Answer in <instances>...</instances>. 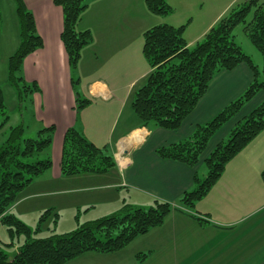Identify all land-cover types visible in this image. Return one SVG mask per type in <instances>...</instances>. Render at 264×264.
<instances>
[{
	"label": "crops",
	"instance_id": "0c3cea01",
	"mask_svg": "<svg viewBox=\"0 0 264 264\" xmlns=\"http://www.w3.org/2000/svg\"><path fill=\"white\" fill-rule=\"evenodd\" d=\"M237 1H229L226 9L230 5V8L234 7ZM168 2L172 4L170 0ZM24 3L34 15L43 45L23 62L25 80L36 82L40 90L30 93L28 103L21 102V108L33 113L38 130L54 125L55 132L47 152L52 158V167L21 192L24 196L18 202L44 194L63 196L70 191H90L88 198L105 201L109 199L107 191H115L111 198L122 204L125 189L133 202L152 204L158 199L178 207L166 216L162 225L137 236L121 250L87 251L63 264H264V215L246 218L264 207V182L261 178L264 131L227 164L218 183L194 209L178 203L185 192L194 188L195 175L200 178L206 175L204 159L228 137L243 117L264 100V91H260L212 137L195 167L156 153L160 147L189 137L198 124L208 122L239 97L253 81L250 66L240 63L232 70L218 73L177 130L143 126L140 119L130 131L121 129L117 138L118 149L112 153L117 163L114 169L101 174L65 176L61 173L62 148L65 133L70 127L83 130L88 140L99 147L107 146V143L101 145L96 137L89 138L82 122L80 125L72 86L73 73L61 38L62 7L54 0H24ZM226 9L216 15L207 30L228 12ZM147 10L146 0H91L83 12L78 28L91 31L92 41L82 49L78 66L87 58H93L102 61V68L97 69V63H92L89 66L91 73L107 72L117 78L93 79L85 94L90 100L87 107L92 106L96 99L116 98L117 89L123 88L118 83L122 74L128 92L136 90L146 80L151 68L142 51L145 31L163 23L177 26L173 21L164 20L167 16L152 18L154 16L147 14ZM19 44L17 18L11 46L17 49ZM188 45L193 46L190 42ZM87 204H90L88 200ZM56 207L54 205L53 208Z\"/></svg>",
	"mask_w": 264,
	"mask_h": 264
},
{
	"label": "trees",
	"instance_id": "16d2710c",
	"mask_svg": "<svg viewBox=\"0 0 264 264\" xmlns=\"http://www.w3.org/2000/svg\"><path fill=\"white\" fill-rule=\"evenodd\" d=\"M54 1L63 9L61 38L73 73L78 67L82 49L92 41L91 31L78 28L91 0ZM15 3L20 44L9 57L8 76L19 88L21 96L23 89L27 93L40 90L36 82L28 83L25 80L22 65L28 55L42 47L43 41L37 32L34 15L24 0H15ZM146 6L156 15L166 16L173 12L168 0H146ZM242 23L245 33L264 60V0H245L239 7L230 8L193 46H189L185 39L186 25L163 23L145 31L142 51L151 71L135 90L132 100V109L143 126L179 129L207 92L210 82L222 71L246 63L254 76L239 97L208 122L198 124L189 137L156 149L159 156L195 167L212 137L260 91H264V63L260 69L251 55L235 41L234 30ZM73 80L72 77V84ZM75 94L77 110L90 102L85 99L81 103L79 94ZM5 108L0 87V116L5 117L0 127L8 122ZM263 131L264 100L243 117L227 139L204 159L206 175L200 178L196 174L194 188L185 192L178 203L194 209L218 183L227 164ZM54 132L55 126L51 125L38 130L35 136L27 137L22 124L12 126L0 146V222L8 227L11 237H25L24 243L12 256L0 247V264H63L87 251L115 252L137 236L162 225L166 216L178 208L171 202L158 199L147 208L125 203L118 211L87 221L72 231L34 238L32 230L10 212V208L35 178L52 167V158L47 152L52 145ZM116 164L107 146L95 145L76 127L66 131L61 160L63 175L106 173ZM261 178L264 182V168ZM46 216L44 214L41 221Z\"/></svg>",
	"mask_w": 264,
	"mask_h": 264
},
{
	"label": "rangeland",
	"instance_id": "374dc122",
	"mask_svg": "<svg viewBox=\"0 0 264 264\" xmlns=\"http://www.w3.org/2000/svg\"><path fill=\"white\" fill-rule=\"evenodd\" d=\"M173 7V12L166 15V21H173L180 25H186L184 32L185 38L191 45H195L207 33V27L214 20L216 15L226 9V6L231 0H170ZM245 0H238L234 7H239ZM230 5L228 9H230ZM225 11V12H226ZM152 18H162L163 15H154ZM153 14V15H152ZM0 87L4 96L6 105L5 115L9 116L8 122L4 127H0V146L6 139L9 128L24 124L25 136L33 137L37 134L38 128L34 121L33 113L21 108V102L28 103L30 93L20 90L9 80L8 76V60L16 48H12V33L16 28V3L15 0H0ZM251 16L248 17L250 20ZM15 20V21H14ZM149 21V20H148ZM215 23V22H214ZM211 27V26H210ZM206 31V32H205ZM235 41L242 47L243 51L251 55L253 62L261 69L264 63L262 54L254 47L249 37L244 31V23L238 25L234 30ZM93 59V58H92ZM87 58L82 65L73 70L72 77L75 93L81 95V103L87 96L85 95L89 89L90 82L96 77L106 80L107 78L117 80L116 76L108 74L91 73L90 64L97 63V69H101L102 61H95ZM80 62V61H79ZM106 75V76H105ZM123 75H120L118 80L119 86L117 89V97L113 99H96L92 106H82L76 110L79 115L80 125L86 131L89 138L98 139L101 145L107 143V148L112 154L118 149L117 138L121 129L130 131V128L135 125L139 117L132 109L131 103L134 97L135 90L128 92L125 88V83L122 80ZM22 87V85H21ZM87 107V108H86ZM4 116H0V123L4 121ZM100 118V119H98ZM83 131V130H82ZM227 139V138H226ZM225 139V140H226ZM90 141V140H89ZM109 177V176H108ZM107 177V178H108ZM122 195L125 200L121 204L115 203L111 198L112 192L109 193L108 200L100 201L97 198H88L90 191H70L63 196L56 194H44L36 198L21 203L18 200L23 198L24 194H20L15 208L12 211L22 222H24L31 230L34 238H44L55 233H66L79 227L81 224L94 220L121 209L125 204H133L141 207H149L152 204L143 202H133L130 199L129 193L125 190ZM92 195V193H91ZM90 195V196H91ZM65 198V199H61ZM87 200L90 204H87ZM94 202H97L92 206ZM56 205V208H53ZM14 206V205H13ZM12 206V208H13ZM50 210V211H49ZM49 211V212H48ZM47 212V213H46ZM255 212V210H254ZM253 213V212H252ZM46 214V218L41 221L42 216ZM264 215V207L249 215L246 218H260ZM25 241L23 235H14L11 237L8 232V227L0 222V247L8 252L11 256L17 251L18 247ZM152 262V260H149Z\"/></svg>",
	"mask_w": 264,
	"mask_h": 264
},
{
	"label": "bare ground",
	"instance_id": "6f19581e",
	"mask_svg": "<svg viewBox=\"0 0 264 264\" xmlns=\"http://www.w3.org/2000/svg\"><path fill=\"white\" fill-rule=\"evenodd\" d=\"M121 159V161H123L124 159L123 158H120Z\"/></svg>",
	"mask_w": 264,
	"mask_h": 264
}]
</instances>
